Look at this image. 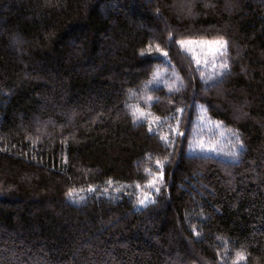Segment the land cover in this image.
Instances as JSON below:
<instances>
[{
	"label": "trees",
	"instance_id": "obj_1",
	"mask_svg": "<svg viewBox=\"0 0 264 264\" xmlns=\"http://www.w3.org/2000/svg\"><path fill=\"white\" fill-rule=\"evenodd\" d=\"M197 38L228 41L225 76L174 42ZM163 52L177 91L149 86ZM198 104L227 133L216 151L192 146ZM240 253L264 264V0H0V264Z\"/></svg>",
	"mask_w": 264,
	"mask_h": 264
},
{
	"label": "snow or ice",
	"instance_id": "obj_2",
	"mask_svg": "<svg viewBox=\"0 0 264 264\" xmlns=\"http://www.w3.org/2000/svg\"><path fill=\"white\" fill-rule=\"evenodd\" d=\"M175 43H178L182 53L189 57L193 64L199 69L201 66L208 67L213 70V75L209 76L208 79L210 80H217L223 76H225L229 70V64L227 62V51H228V41L224 40L223 38L219 39H213V40H207V39H183L179 41H174ZM157 52H159V47L156 49ZM145 53H142V55ZM150 54V53H149ZM160 55L164 58V60L167 63H171V61L168 59L167 53H160ZM203 78V74H202ZM159 80V76H157L153 81H150V83H156ZM182 83V81H181ZM178 88L170 87V91H177ZM148 100H152V97H148ZM158 100V98H157ZM155 102V101H154ZM178 112H183V109H178ZM138 115L134 112L133 114L136 115L137 121H144L145 119V113L143 111L137 110ZM201 121H205V116H200ZM212 127L216 129H220L222 127L221 122H217L211 125ZM152 130L151 128L149 129ZM228 131H231L230 129ZM225 132H220L221 136H224ZM232 136L235 138L236 142L240 144L241 148H243V143L240 141L239 134L236 132H232ZM163 139H167V137H164ZM202 150H209V151H215V146H213L211 149H207L206 145L203 142H200L198 145ZM232 155H238V153H232ZM157 164L160 162L157 161ZM157 179H162V173L160 177H154L151 182L149 183V188H154L155 191H159V188L156 187ZM111 183V182H109ZM137 187H140L137 185ZM88 191H94V189H88ZM70 197L74 196V193L70 192L68 194ZM84 198L80 197L79 200H75L74 202L79 203ZM154 201L150 196L145 195L143 198L138 199V203L141 206H147L148 203H153ZM245 259V256L243 253H240L237 255V259L235 261V264H241V261Z\"/></svg>",
	"mask_w": 264,
	"mask_h": 264
},
{
	"label": "rangeland",
	"instance_id": "obj_3",
	"mask_svg": "<svg viewBox=\"0 0 264 264\" xmlns=\"http://www.w3.org/2000/svg\"><path fill=\"white\" fill-rule=\"evenodd\" d=\"M163 53H165V52H163ZM168 59H169V57H168ZM193 66L196 69V71L200 74L201 77L203 74V78H208L209 76L213 75V70L210 68V66H208V67L201 66L199 69L194 64H193ZM157 76H159L158 82H156V83H150L149 82L150 87L166 84L168 87H175L176 88L179 85V83L181 82V78H180V76L177 72V69L174 66L173 62L167 63L164 59L160 64H158L155 67L154 73H153L150 81H153ZM137 110L143 111L145 113V119L149 122L150 128L153 131L161 130L162 132L165 133L166 130H169V128L172 127V125L170 123H167L166 121L162 120L161 118H158V117H155L154 115H152L148 111L146 106L137 105V106L133 107V111L138 115ZM201 115L205 116V121H201V119H200ZM195 120H196V122H195L196 126H195V129H193L192 134H193V136L198 137V138L197 139L193 138L192 146L200 149V147L198 145L200 144V142H203L206 145L207 149H211L213 146H215V149L217 150L218 146H220L223 143L222 141H221V143L219 141L222 137L220 135V132H222V131L225 132L224 127L222 126L220 129H216V128L212 127L211 125L214 123H217V122L210 120V118L208 117V115L205 112L204 106L201 104H198V106H197V112H196ZM173 130H174L173 133H177L176 127H173ZM217 132H218V134H217ZM211 136H214L215 139H213V137H211ZM168 139L169 138L167 137V140ZM206 151L207 152H213V151H209V150H206ZM151 192H145L140 198H143L145 195H147V196H150L153 200L154 196H153V193H151ZM137 206L140 207L141 205H139V203H138Z\"/></svg>",
	"mask_w": 264,
	"mask_h": 264
}]
</instances>
